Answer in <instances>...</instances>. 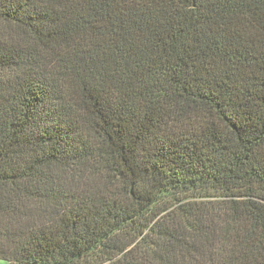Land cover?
<instances>
[{
	"label": "trees",
	"instance_id": "trees-1",
	"mask_svg": "<svg viewBox=\"0 0 264 264\" xmlns=\"http://www.w3.org/2000/svg\"><path fill=\"white\" fill-rule=\"evenodd\" d=\"M0 259L264 264V0H0Z\"/></svg>",
	"mask_w": 264,
	"mask_h": 264
},
{
	"label": "rangeland",
	"instance_id": "rangeland-1",
	"mask_svg": "<svg viewBox=\"0 0 264 264\" xmlns=\"http://www.w3.org/2000/svg\"><path fill=\"white\" fill-rule=\"evenodd\" d=\"M0 264H7V261L5 259H0Z\"/></svg>",
	"mask_w": 264,
	"mask_h": 264
}]
</instances>
